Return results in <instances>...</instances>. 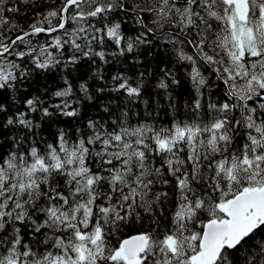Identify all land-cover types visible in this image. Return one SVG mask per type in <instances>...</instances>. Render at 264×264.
<instances>
[{"label":"snow or ice","instance_id":"1","mask_svg":"<svg viewBox=\"0 0 264 264\" xmlns=\"http://www.w3.org/2000/svg\"><path fill=\"white\" fill-rule=\"evenodd\" d=\"M0 264H264V0H0Z\"/></svg>","mask_w":264,"mask_h":264}]
</instances>
